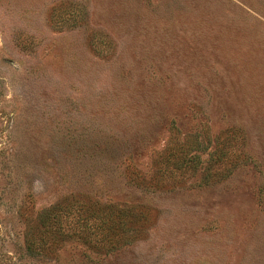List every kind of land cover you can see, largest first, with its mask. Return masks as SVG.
<instances>
[{
    "label": "rangeland",
    "instance_id": "obj_1",
    "mask_svg": "<svg viewBox=\"0 0 264 264\" xmlns=\"http://www.w3.org/2000/svg\"><path fill=\"white\" fill-rule=\"evenodd\" d=\"M72 196L138 220L26 251ZM0 264H264V0H0Z\"/></svg>",
    "mask_w": 264,
    "mask_h": 264
},
{
    "label": "trees",
    "instance_id": "obj_2",
    "mask_svg": "<svg viewBox=\"0 0 264 264\" xmlns=\"http://www.w3.org/2000/svg\"><path fill=\"white\" fill-rule=\"evenodd\" d=\"M179 166L170 161L164 163V168ZM95 203L86 196H72L62 205L56 202L42 208L35 224L28 227L23 235L25 250L41 252L46 248L50 252L52 245L71 236L97 250L113 247L121 240L118 236L122 233L123 225L137 222L138 217L121 208ZM105 207L108 209L105 210ZM69 215L71 217L68 219Z\"/></svg>",
    "mask_w": 264,
    "mask_h": 264
}]
</instances>
